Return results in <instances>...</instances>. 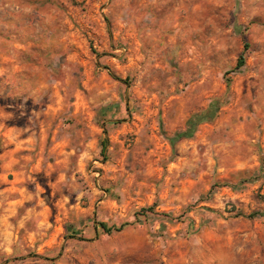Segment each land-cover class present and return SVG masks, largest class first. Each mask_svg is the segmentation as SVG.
<instances>
[{"label": "rangeland", "instance_id": "374dc122", "mask_svg": "<svg viewBox=\"0 0 264 264\" xmlns=\"http://www.w3.org/2000/svg\"><path fill=\"white\" fill-rule=\"evenodd\" d=\"M11 155L0 264H264V0H0V165Z\"/></svg>", "mask_w": 264, "mask_h": 264}, {"label": "crops", "instance_id": "0c3cea01", "mask_svg": "<svg viewBox=\"0 0 264 264\" xmlns=\"http://www.w3.org/2000/svg\"><path fill=\"white\" fill-rule=\"evenodd\" d=\"M100 135H101V131L99 129H96V128L91 129L90 136L92 137V142H93V139H94V141L95 140L97 141V139ZM51 138L54 140V142H52L50 150H56L58 148V146H62V147L65 146L64 141L55 140V131H54V136L52 135ZM90 144H91V142H89L87 144V146H89ZM64 150H65V148H64ZM41 152H42V150H41ZM65 153L69 154V152H67L66 150H65ZM91 157H92V154H90V151L84 152L80 156V164H82L83 162H87L89 159H91ZM4 159H5V157H4ZM65 159H66V157H63L61 159L57 158L55 162L65 163L66 162ZM43 160H44L43 157L37 158L36 162L30 166V171L32 172L33 170H36V171L41 170V163ZM44 165L47 168L49 166H51L49 163H45L42 165V167H44ZM20 166H23L22 164H20V159H16L12 155L7 160H4L3 163L0 165V189L2 192H5L7 190H9V191L19 190V187L15 186V184L23 181L21 171L20 170L16 171V169H17L16 167H20ZM10 174H13L16 177L14 179V181H11L8 179V176ZM97 192L98 191H94L93 197L96 196L95 194H97ZM38 203H40V202H38ZM8 217H9V215H7V214L0 216V248H2V251L6 252V253H10L11 248H12L11 244L13 243V240L15 241V238H16V235L14 236L9 230L11 228V225L8 221ZM18 223H19V221H18ZM25 239H27L28 243H33L36 238H35V235L33 233H26Z\"/></svg>", "mask_w": 264, "mask_h": 264}, {"label": "trees", "instance_id": "16d2710c", "mask_svg": "<svg viewBox=\"0 0 264 264\" xmlns=\"http://www.w3.org/2000/svg\"><path fill=\"white\" fill-rule=\"evenodd\" d=\"M241 40H242L243 48H242L241 53L238 56L236 65H235L233 70H238V69L244 67L246 57H247V53L250 49V44L248 43L246 35L243 32L241 33ZM226 82H227V84H226L227 88H229L230 80L226 79ZM221 105H222L221 99H213L209 103L207 109H205L199 113H194L191 116H189V118L186 120L184 130L176 132L174 137L170 138L171 144L173 145L174 142H176L177 140H180V139H188V138L193 137V135L197 129V126L199 124L204 123V122H212L214 120V118L216 117L217 111ZM103 133L106 134V131L103 130ZM106 146H107V138H104L101 141V152H102V154H104ZM258 171L259 172L264 171V159H261V165H260V168ZM148 211H152V209L151 208L142 209L141 210L142 213H136V216H139L143 213H147ZM249 217L253 218V217H255V214H251V215H249ZM132 224L133 223L124 222L120 225L108 226L105 223H98V225L102 228V230L106 234H111L113 232H120L121 230H123L124 228H126L127 226H130Z\"/></svg>", "mask_w": 264, "mask_h": 264}]
</instances>
